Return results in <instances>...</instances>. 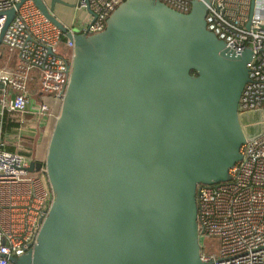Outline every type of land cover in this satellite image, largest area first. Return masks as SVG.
Segmentation results:
<instances>
[{"label": "water", "instance_id": "95a60500", "mask_svg": "<svg viewBox=\"0 0 264 264\" xmlns=\"http://www.w3.org/2000/svg\"><path fill=\"white\" fill-rule=\"evenodd\" d=\"M32 1L75 47L45 162L29 166L45 167L55 199L34 247L12 263L212 264L196 194L229 181L242 159L252 50L237 53L208 29L212 0L188 13L126 0L94 35L57 18L60 0ZM5 13L0 48L16 10Z\"/></svg>", "mask_w": 264, "mask_h": 264}, {"label": "built area", "instance_id": "2783aa9c", "mask_svg": "<svg viewBox=\"0 0 264 264\" xmlns=\"http://www.w3.org/2000/svg\"><path fill=\"white\" fill-rule=\"evenodd\" d=\"M0 0V36L6 11L16 15L3 36L2 46L14 55L0 68L1 111L24 123L29 112L48 114L54 98L61 111L70 81L75 42L53 24L32 0ZM126 0H79L89 13L82 33L105 30L113 11ZM177 11L188 13L194 0H161ZM21 5L17 7L18 4ZM212 0L206 15L207 27L235 52L252 50L246 83L238 106L247 114L242 159L231 169V179L216 185L198 186L196 203L199 239H219L218 256L202 258L212 264H264V0ZM64 46L65 52L56 51ZM37 86L39 102L30 96ZM32 106V107H31ZM251 117V118H250ZM0 131V264H13L37 242L41 225L55 199L47 183L45 167L30 171V160L7 149ZM206 245V244H205ZM207 245L205 246V248Z\"/></svg>", "mask_w": 264, "mask_h": 264}, {"label": "crops", "instance_id": "0c3cea01", "mask_svg": "<svg viewBox=\"0 0 264 264\" xmlns=\"http://www.w3.org/2000/svg\"><path fill=\"white\" fill-rule=\"evenodd\" d=\"M45 1L50 5L52 0ZM54 14L70 29L81 30L89 21V13L79 6V0H60V2L55 4ZM13 58H11V63L13 62ZM3 60L4 58L0 56L1 65L3 64L1 63ZM37 91V86L32 83L29 93L31 98L35 99V102L36 100L39 102V94ZM46 102L52 107L51 113L36 114L30 112L32 110L29 108V112L24 117L26 121L24 123L15 121V124L8 129L5 127L7 111L0 116V131L8 142V150L22 154L30 161L37 160L43 163L45 162L49 142L60 108L54 98H48Z\"/></svg>", "mask_w": 264, "mask_h": 264}, {"label": "rangeland", "instance_id": "374dc122", "mask_svg": "<svg viewBox=\"0 0 264 264\" xmlns=\"http://www.w3.org/2000/svg\"><path fill=\"white\" fill-rule=\"evenodd\" d=\"M57 52L61 51L62 53H64L65 48L64 46H61L60 48H56L55 49ZM14 54L12 52H10L5 46H2V57L4 58L3 61H1V63H3L2 65L0 64V68L3 67L6 62H9V59L13 56ZM207 245V247L205 248V246ZM203 248L207 249L206 252L213 254L215 256H218L219 253V246H220V242L219 239L216 237H210L208 238V240L206 241V243L202 242Z\"/></svg>", "mask_w": 264, "mask_h": 264}, {"label": "trees", "instance_id": "16d2710c", "mask_svg": "<svg viewBox=\"0 0 264 264\" xmlns=\"http://www.w3.org/2000/svg\"><path fill=\"white\" fill-rule=\"evenodd\" d=\"M193 73H195V72L193 71ZM14 124H15L14 118L11 116V114L9 112H6L5 127L8 129V128L12 127Z\"/></svg>", "mask_w": 264, "mask_h": 264}, {"label": "flooded vegetation", "instance_id": "af4514ba", "mask_svg": "<svg viewBox=\"0 0 264 264\" xmlns=\"http://www.w3.org/2000/svg\"><path fill=\"white\" fill-rule=\"evenodd\" d=\"M251 118V117H250Z\"/></svg>", "mask_w": 264, "mask_h": 264}]
</instances>
